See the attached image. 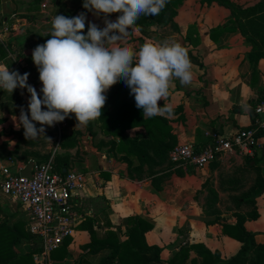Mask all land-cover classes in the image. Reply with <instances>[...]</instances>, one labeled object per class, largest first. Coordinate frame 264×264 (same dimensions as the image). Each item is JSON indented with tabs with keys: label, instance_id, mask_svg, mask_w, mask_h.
<instances>
[{
	"label": "crops",
	"instance_id": "1",
	"mask_svg": "<svg viewBox=\"0 0 264 264\" xmlns=\"http://www.w3.org/2000/svg\"><path fill=\"white\" fill-rule=\"evenodd\" d=\"M82 4L83 0H0V67L29 73L28 81L42 97L32 51L50 39L52 18L84 12L85 34L88 22L105 26V14L89 12ZM232 12L219 0H184L169 20L162 10L155 16L141 15L119 41L139 51L146 41L174 38L188 51L192 82L185 86L173 78L169 96L158 102L171 104L174 110L171 117L161 116L171 128L163 143L150 139L145 127L112 134L103 127L102 117L76 127L74 114L65 118L61 132L44 125L45 136L26 140L24 129H18L13 119L19 117L21 107L27 111L30 94L26 89L17 88L12 94L0 89V167L9 166L17 173L31 163L53 158L58 172L78 170L85 175L84 187L72 197L81 219L69 255L72 249L91 243L92 231L100 238L113 232L125 241L132 218L152 224L146 241L162 249L165 261L196 244L224 260L231 258L241 243L225 234L224 225L238 222L264 245V133L257 136L253 156L221 157L202 169L176 166L169 158L178 144L205 147L207 134L231 137L256 123L254 107L264 99V55L243 33L239 14ZM119 15L107 18L115 21ZM122 84L123 80L115 86ZM113 86L106 96L112 94ZM104 109L105 105L102 114ZM0 222L19 224L29 232L26 208L1 190ZM16 251L28 255L33 246L24 242ZM103 254L92 259L98 261ZM202 263L199 251L191 249L185 264Z\"/></svg>",
	"mask_w": 264,
	"mask_h": 264
},
{
	"label": "clouds",
	"instance_id": "2",
	"mask_svg": "<svg viewBox=\"0 0 264 264\" xmlns=\"http://www.w3.org/2000/svg\"><path fill=\"white\" fill-rule=\"evenodd\" d=\"M166 4L167 0H83L84 9L105 14V26L88 22L86 34L84 12L74 17L55 15L50 39L32 51L42 97L28 84L29 73L0 67V89L12 94L20 88L30 94L27 111L21 107L19 117L13 119L18 129H24L25 139L44 135V125L53 127L70 114L75 115L76 127L101 117L105 93L120 80L130 89L143 117H171L172 105L158 102L169 96L173 78L185 86L192 82L187 49L174 38L146 41L139 51L119 43L141 15H158ZM112 13H120L115 21L107 18Z\"/></svg>",
	"mask_w": 264,
	"mask_h": 264
},
{
	"label": "trees",
	"instance_id": "3",
	"mask_svg": "<svg viewBox=\"0 0 264 264\" xmlns=\"http://www.w3.org/2000/svg\"><path fill=\"white\" fill-rule=\"evenodd\" d=\"M183 1L167 0L162 14L166 15L168 20L171 19L173 17L170 15L171 12ZM255 9V6H243L234 11L240 17L241 12L252 15ZM257 17L259 18L251 19L249 22L240 19L243 33L253 39L255 48L260 50L264 46L262 44L264 25L261 24L262 17L260 15ZM168 20H162V23ZM259 42H262L261 45ZM129 93L130 89L124 82L119 87L113 86L112 94L106 96L105 112L101 116L103 127L112 134H119L133 127H145L150 139L161 143L167 141L171 131L168 122L161 116L143 117L142 109L136 107L133 103L134 96ZM126 94L128 99L125 97ZM115 103L117 106H114ZM262 189L264 190V184ZM129 223L131 228L125 241H120L118 235L113 232L100 238L92 231V241L87 246L89 252L82 256L78 264H185L191 249L199 251L203 258L202 264H264V245L257 243L256 234L248 231L243 222L224 225L225 234L241 243L239 251L231 258L224 260L218 253L214 254L206 249L203 244H196L182 248L169 261L163 260L160 247L150 246L146 241L145 233L152 224L142 218H132ZM37 240L30 232H25L19 224L11 226L6 222H0V264H34L32 255L40 250ZM24 242H29L33 246V251L28 255H20L16 251V246ZM70 242L71 239H68L59 250L52 253V259L64 260L68 256ZM101 252L104 254L98 261L92 259Z\"/></svg>",
	"mask_w": 264,
	"mask_h": 264
},
{
	"label": "built area",
	"instance_id": "4",
	"mask_svg": "<svg viewBox=\"0 0 264 264\" xmlns=\"http://www.w3.org/2000/svg\"><path fill=\"white\" fill-rule=\"evenodd\" d=\"M28 84L33 86L29 81ZM254 111L257 120L253 127L240 130L231 137L207 134L209 142L201 148L190 143L178 144L170 150L171 162L176 166L202 169L221 157L237 154L253 156L257 136L264 133V99L255 105ZM64 126L65 120L53 127L61 132ZM21 173L2 165L0 190L23 205L28 212V230L40 241V250L33 254L35 263L52 264V253L59 250L68 239L74 238L77 232L81 217L74 208L72 197L84 187L85 175L78 170L59 173L53 158L35 162L32 177L22 176Z\"/></svg>",
	"mask_w": 264,
	"mask_h": 264
},
{
	"label": "rangeland",
	"instance_id": "5",
	"mask_svg": "<svg viewBox=\"0 0 264 264\" xmlns=\"http://www.w3.org/2000/svg\"><path fill=\"white\" fill-rule=\"evenodd\" d=\"M219 3L223 5L225 8L231 10V12L233 11L232 14L234 16L237 15V13L234 11L237 8H240L243 6H247V7L255 6L256 11L252 15H245L244 13L241 12V16L239 18H241L243 21L249 22L251 19L259 18L257 16L260 15V17H262L261 24L264 25V0H219ZM261 43L259 42V45H261ZM262 44L264 45V43ZM258 53H260L261 55H264V46L262 47V49L258 50ZM88 244L85 243L84 245H81L80 247L81 250L80 249L78 250L77 248L72 249L70 251V255H69V250H68V256L62 261H65L67 258L70 261L66 263L64 262L62 264H78L79 260L82 258L83 255H85L86 251L89 252L88 247H87ZM32 258H33V255H32ZM54 261L55 260L52 261V264H54ZM34 264H36L35 261H34Z\"/></svg>",
	"mask_w": 264,
	"mask_h": 264
},
{
	"label": "water",
	"instance_id": "6",
	"mask_svg": "<svg viewBox=\"0 0 264 264\" xmlns=\"http://www.w3.org/2000/svg\"><path fill=\"white\" fill-rule=\"evenodd\" d=\"M34 163H31L24 171H22V176L32 177V168Z\"/></svg>",
	"mask_w": 264,
	"mask_h": 264
}]
</instances>
